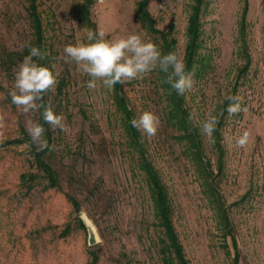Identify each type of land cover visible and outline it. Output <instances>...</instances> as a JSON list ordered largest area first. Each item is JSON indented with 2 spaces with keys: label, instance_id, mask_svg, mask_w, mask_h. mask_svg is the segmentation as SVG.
I'll return each instance as SVG.
<instances>
[{
  "label": "rangeland",
  "instance_id": "374dc122",
  "mask_svg": "<svg viewBox=\"0 0 264 264\" xmlns=\"http://www.w3.org/2000/svg\"><path fill=\"white\" fill-rule=\"evenodd\" d=\"M141 1L38 0L51 47L50 69L65 81L60 94L48 95L67 126L51 129L47 156L60 188L47 187L25 145L0 148V264H92L94 258L95 264H162L160 230L113 92L99 81L95 90L88 89L90 78L63 59L67 44L87 42L86 13L96 29L106 30V38L139 33L158 46L136 17ZM194 1L148 0L146 7L154 28L176 40L175 53L182 60ZM26 16L25 0H0V57L21 52L29 41ZM200 22V48L190 71L193 87L180 96L189 130L199 137L202 157L211 166L208 181L199 178L185 141L176 140L182 132L169 120L160 69L124 83L123 94L133 118L143 111L160 118L154 137L139 134L166 188L187 264H264V0H203ZM20 64L8 75L0 69V142L19 137L20 128L27 132L29 122H36L35 111L24 114L6 102ZM233 95L243 98L247 112L229 117L227 97ZM210 116L219 119V149L214 135L202 132ZM245 130L250 142L246 149L236 148L235 139ZM22 173L37 174L29 191L20 183ZM80 215L94 228L98 243L92 247Z\"/></svg>",
  "mask_w": 264,
  "mask_h": 264
},
{
  "label": "trees",
  "instance_id": "16d2710c",
  "mask_svg": "<svg viewBox=\"0 0 264 264\" xmlns=\"http://www.w3.org/2000/svg\"><path fill=\"white\" fill-rule=\"evenodd\" d=\"M26 2V17L28 20V25L30 29V39L24 45L23 49L19 53H5L3 57H0V69L5 73L9 74L12 71L13 66L16 62L22 63L25 56L29 54V46H37L42 51H47L49 55L42 61H39L43 66L50 68V59L52 53L46 42V32L43 27V19L40 11H38V0H25ZM148 0H143L140 2L139 9L136 11V17L142 28L147 31V33L159 41L158 48L162 54H167L169 52H175L176 40L170 37L169 33L158 31L154 28V20L146 11ZM203 5V0H195L191 7V12L188 17L187 28L185 31L186 43L184 48L183 62L186 64V71L190 72L196 61L198 50L200 48V37H201V7ZM87 12V11H85ZM86 21L89 25V29L96 30L93 22H91L86 13ZM244 56V54H242ZM247 69V64L244 67L245 71ZM161 72L162 89L164 90L169 110V120L173 122V126L180 132V135L176 136V140L180 143H186V152L189 154L191 160L198 166V176L199 178L206 182L208 181L212 171L210 170V163L204 161L201 152V141L197 137L194 130H189V124L185 116V111L182 106L181 96L176 93L175 90L171 89L170 86L165 83L166 74ZM65 87V81L59 80L55 88L56 93L60 94L62 89ZM0 90H3L0 86ZM113 100L114 106L116 107V112L119 114L121 128L123 134L126 137V142L130 148L131 153L136 156L134 158L135 166L138 170L139 175H141L142 180L148 191L149 199L151 202V207L154 215V220L156 226L160 230V238L157 244L158 253L160 255L162 264H187L184 258V253L182 246L178 240L176 232L173 227L172 221V209L170 206L169 198L167 195L166 188L162 183L157 171L148 160L144 144L141 140L139 131L131 126V119H133V114L127 106L125 96L123 94V84L117 83L114 86ZM48 94L44 96V103L49 104ZM6 102L11 103V97L9 92H5ZM42 111H35L36 122L42 124L46 129L45 137L48 140L50 146L53 143L52 130L49 125L45 124L42 118ZM215 145L219 149V142L217 135L214 132ZM25 145L27 153L31 160V166H33L37 172L42 174V177L47 181V187L51 189L58 190L60 188V179L57 171L49 163L47 156L50 152L49 149L44 151H38L37 146L31 142V138L23 128H20V136L13 139H6L0 142L1 149H9L13 147H19ZM37 174L32 173H22L20 174V183L27 189L31 190L34 181L37 179ZM69 201L75 208L76 212H79V205L77 201L68 196ZM224 218V217H223ZM226 222V218L224 219ZM78 222L80 226L85 229L80 218L78 217ZM96 258L93 259L92 264H95Z\"/></svg>",
  "mask_w": 264,
  "mask_h": 264
},
{
  "label": "clouds",
  "instance_id": "9594fccd",
  "mask_svg": "<svg viewBox=\"0 0 264 264\" xmlns=\"http://www.w3.org/2000/svg\"><path fill=\"white\" fill-rule=\"evenodd\" d=\"M107 32L102 27L96 30H86L87 42L69 43L63 49L65 63H74L78 70L88 76L87 88L95 90L98 81L109 91L117 83L124 84L136 79H142L157 67L166 74L167 83L178 95H183L193 87V74L186 71V64L178 58L175 52L162 54L158 46L151 40H145L139 33L106 38ZM49 53L37 46H29V54L24 57L14 77V90L9 95L11 103L28 114L32 111H42L45 124L55 131L66 130L65 117L57 114L51 104L44 103V96L53 92L58 84L57 76L39 61L44 60ZM226 108L229 117L241 112L243 98L239 95L228 96ZM223 115V113H221ZM131 126L149 138L154 137L160 127V118L152 111H143L130 121ZM219 119L210 116L202 123V132L211 137L217 130ZM4 128V116L0 115V129ZM47 129L38 122H29L27 132L31 142L38 151L50 150L45 137ZM3 132H0V136ZM250 142V133L245 130L235 139V147L246 149Z\"/></svg>",
  "mask_w": 264,
  "mask_h": 264
},
{
  "label": "water",
  "instance_id": "95a60500",
  "mask_svg": "<svg viewBox=\"0 0 264 264\" xmlns=\"http://www.w3.org/2000/svg\"><path fill=\"white\" fill-rule=\"evenodd\" d=\"M79 218H80L83 226L85 227V230L87 231V234H88V245L90 247L96 245L98 242H97V238H96V234H95L93 226L83 216L80 215Z\"/></svg>",
  "mask_w": 264,
  "mask_h": 264
}]
</instances>
